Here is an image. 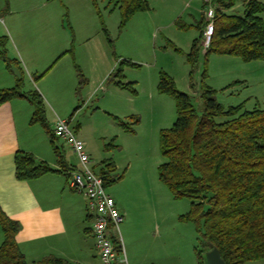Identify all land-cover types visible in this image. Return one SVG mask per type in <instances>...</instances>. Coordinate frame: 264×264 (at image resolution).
Returning <instances> with one entry per match:
<instances>
[{
    "label": "rangeland",
    "instance_id": "obj_1",
    "mask_svg": "<svg viewBox=\"0 0 264 264\" xmlns=\"http://www.w3.org/2000/svg\"><path fill=\"white\" fill-rule=\"evenodd\" d=\"M147 1L151 9L137 12L122 26V11H112L114 4L109 0H0V37L40 46L46 42L44 29H58L61 42L68 44L67 58L52 64L61 68V76L57 69L46 76L53 67L39 59L33 67L15 62L12 67L23 79V92L41 96L45 114L54 108L60 110V118L71 119V127L86 142L96 169L98 164L112 160L120 165L116 175L123 177L107 191L129 210L128 223L142 230L137 240L140 246L135 240L133 247L127 246L128 260L133 258L138 264H198L200 234L197 222L189 218L192 202L175 199L159 178L158 168L165 161L161 132L173 126L177 109L175 100L160 93L158 85L164 72L180 91L195 94L187 54L199 36L198 25L209 5L203 0ZM240 3L229 14H240ZM104 27L114 46L107 40ZM11 28L16 32L12 37L8 33ZM206 49L193 75L196 87H201L207 67L205 83L218 91L221 104H242L246 111L264 110V61L245 62L239 57L211 54L207 62ZM124 60L138 65L124 69V83H133L137 94L108 83ZM79 70L86 79L83 85ZM66 71L72 72L76 89L67 85ZM195 103L201 108L198 100ZM112 114L125 121L133 116L131 124L139 119V124L132 125L135 132L125 133L120 141L109 139L111 125L119 124ZM56 143L63 142L56 139ZM113 143L115 147L107 148ZM245 264H264V259Z\"/></svg>",
    "mask_w": 264,
    "mask_h": 264
},
{
    "label": "trees",
    "instance_id": "obj_2",
    "mask_svg": "<svg viewBox=\"0 0 264 264\" xmlns=\"http://www.w3.org/2000/svg\"><path fill=\"white\" fill-rule=\"evenodd\" d=\"M245 2L243 14H229L227 11L237 3ZM112 9L122 11L125 26L137 12L149 11L145 0H109ZM264 4L257 0H218L215 18V32L205 58L211 54L239 57L245 62L264 61ZM206 17L198 25L199 36L193 41L187 61L191 65V88L194 95L180 91L175 81L166 73L160 74V93L171 96L176 102L177 118L170 129L163 130L160 136L164 162L159 166L160 181L171 191L177 200L192 202L189 218L197 222L200 234L196 249L198 264H204L202 255L217 247L227 264H245L264 259V110H244V105L225 107L218 99V91L208 86L207 67L202 74L201 87L194 82V72L205 50L204 30ZM103 31L111 46L114 43L110 33ZM7 37H0V58L12 71L13 63L7 56ZM208 62V60H207ZM126 66L136 67L135 63L122 61L119 69L110 75L108 83L120 89L137 94L133 83H124ZM81 85L86 83L79 70ZM39 78V77H38ZM235 83L224 91L236 86ZM25 99L35 107L31 123L40 125L56 142L46 118L44 103L37 93L23 92V79L17 77L13 88L0 89V106L14 99ZM195 99L201 104L198 108ZM114 117L127 133H134V123ZM71 120V119H70ZM115 147L114 143L107 148ZM61 166L60 173L69 181V165L66 164L59 148L54 146ZM16 178L19 181L39 179L55 173L44 161L33 154L18 152L15 157ZM97 171L105 186L110 187L123 176L116 175L113 162H105ZM0 225L4 242L0 246V264H29L21 251L17 236L21 225L10 219L0 207ZM116 240V239H115ZM120 245L119 241H115ZM35 264H72L54 256Z\"/></svg>",
    "mask_w": 264,
    "mask_h": 264
},
{
    "label": "crops",
    "instance_id": "obj_3",
    "mask_svg": "<svg viewBox=\"0 0 264 264\" xmlns=\"http://www.w3.org/2000/svg\"><path fill=\"white\" fill-rule=\"evenodd\" d=\"M257 1L264 4V0ZM240 4L242 12L239 13L243 14L246 3L241 2ZM233 10L234 8L227 13ZM261 17L264 20V13L261 14ZM11 29V31L8 30V33L12 37V32L14 34L16 32L13 30L14 28ZM62 30H65L64 26ZM54 32H57V36L54 35ZM44 36L45 40L43 38L41 40L46 41L45 45L40 46L28 42L17 43V45L13 41L14 39L12 43L7 37V55L19 61L20 64L23 63L26 67L36 65L37 59L42 60L39 62L53 67L46 76L56 69L58 75L61 76V68L54 67L53 65L56 64L53 63L67 58L65 54L69 49L68 44L65 45L61 42L58 29L51 31L46 28ZM65 73L66 77L69 76L67 85L71 90L76 89L75 79L71 77L72 72L66 71ZM17 74V70L10 71L0 58V89L15 87ZM134 83L137 86L138 82ZM34 112V106L29 101L20 98L0 106V207L10 219L20 223L21 229L17 241L29 264L38 263L50 256L64 259L72 264H101L91 234L92 222L87 209V200L82 194L72 190L68 185V177L59 172L61 166L54 146L59 148L67 165L76 167L78 160L71 149L53 142L40 125L31 123ZM59 112L60 110L57 111L54 108L50 113L46 112L50 128H53ZM113 117L120 118L115 115ZM114 122L118 124L116 120ZM116 126L111 125L113 131L109 139L115 138L120 141L127 132L119 124ZM77 136L84 141L79 133ZM18 152L33 154L39 161L48 163L57 172L36 180L19 181L16 178L15 165V157ZM111 162L118 170L120 165L117 167L114 160ZM104 163L97 165L98 171L104 167ZM93 164L96 165V162ZM116 203L125 216L121 238L128 260L127 246L133 247V240L136 245L140 246L137 240L141 239L142 230L133 227L131 222L128 223L130 220L129 210L124 204H120L118 201ZM3 242L4 234L0 225V246ZM144 257L148 258L149 255L145 254ZM128 264H138V261L132 258L131 262L128 260Z\"/></svg>",
    "mask_w": 264,
    "mask_h": 264
},
{
    "label": "built area",
    "instance_id": "obj_4",
    "mask_svg": "<svg viewBox=\"0 0 264 264\" xmlns=\"http://www.w3.org/2000/svg\"><path fill=\"white\" fill-rule=\"evenodd\" d=\"M209 5L206 14L208 24L204 30L205 48L210 46L215 32V18L218 0H203ZM53 133L62 145L72 150L78 160V166L69 169V187L82 194L87 200V209L91 217V234L99 253L101 264H128L121 238V224L125 216L119 210L116 200L108 193L103 178L95 170L86 144L78 138L71 127V122L56 117ZM120 245L116 244V240Z\"/></svg>",
    "mask_w": 264,
    "mask_h": 264
},
{
    "label": "water",
    "instance_id": "obj_5",
    "mask_svg": "<svg viewBox=\"0 0 264 264\" xmlns=\"http://www.w3.org/2000/svg\"><path fill=\"white\" fill-rule=\"evenodd\" d=\"M204 264H227L222 258V255L217 247L212 248L211 250L206 251L202 255Z\"/></svg>",
    "mask_w": 264,
    "mask_h": 264
}]
</instances>
